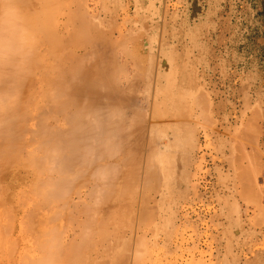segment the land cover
<instances>
[{"label": "rangeland", "instance_id": "374dc122", "mask_svg": "<svg viewBox=\"0 0 264 264\" xmlns=\"http://www.w3.org/2000/svg\"><path fill=\"white\" fill-rule=\"evenodd\" d=\"M33 3L35 6L38 4L37 7H33L36 10H42L43 7L46 10V8L51 7L52 12L50 9L48 10L50 14L44 12L41 20L46 21L45 19H47L48 24L51 21L49 19H52L51 22L54 23H51V25H56L57 30L62 31L60 32L58 30V33H63L65 36L63 37L61 34L63 38L62 42H64L68 34H70V38L74 35V33L71 34L69 31L71 29V32L76 30L75 24H79V19L81 20L85 17L88 20L90 17L89 20L96 21V24L100 22L97 25L99 26V30L103 27L101 31L105 36L112 35L110 40H114L113 45L110 43L108 45L107 41L109 42V39H106L108 36L104 38L103 35V41L102 38L101 40H95L98 33L93 32L92 27H77L78 33L76 31L75 37L73 36L76 40L71 38V41L75 42L76 45H80H77V48H74V46L72 48L71 44L74 45L75 43L69 41L70 38L68 39V36L65 39V43L63 44L61 42L60 44L65 45L68 41L67 43L70 45V48L67 44L65 45L67 48L60 45L59 52L61 49H67L66 52L70 49L72 51L75 49L74 51L77 53H84L82 55H85L87 52L91 53L90 47L95 45L93 47V52L95 53H91L94 55V58H90L92 57L91 54L89 58H87L88 54L85 55L88 61L95 58L97 61L100 60L99 62L102 60L105 65L107 64L106 67L104 66L105 69H108L107 71H120V75H122L120 77H124L127 74L125 77L127 79H130V77L133 79L134 77L133 81L137 80V84L140 87L139 89L136 88L137 92L138 90L143 92L139 93V91L138 96L136 95L137 98L136 96L135 98L139 101L143 100L145 103L143 101L140 102L141 104L136 102L138 106L143 104L144 106L140 107H145L146 102L150 101L148 103L151 104H147L146 107L149 108H146V110L151 115V111H154L152 110L155 105L154 103L157 101L155 105L157 108L159 98L161 97L163 99L164 96L161 92L168 88L166 91L169 90L170 94L167 92V95L171 96L168 97L166 92H164L166 98L163 99V101L168 100L166 101L167 106L162 101L159 102L158 107L160 109L163 107L162 110L167 108L165 110H169L168 113L171 111L172 115L169 114L166 116L163 111L162 113L165 116L162 113L158 115V118L160 115L165 117L162 119L160 116V119H162L160 121L163 122V124L159 122V126L161 124L160 129L166 128L168 124L167 130L161 129L162 133L173 134V130L175 129L174 131L177 133H174L179 136V139H182L186 133L190 136V141H192L187 152L181 142L177 140L175 142L173 139L171 143L169 142L172 134L170 136L168 134L164 135L160 139V147L165 150V153L170 147L169 156L167 154L164 156L175 159V161H169V164L174 162V167L171 171L169 170L170 172L167 176L170 177V179L168 178L169 180H172L171 188L169 190L166 189L164 184L165 180L161 173L159 174L161 179L159 178L160 184L159 182L157 184L158 186L160 185L157 193H154L158 189L157 182H154V185H151V187L149 185L142 186V180L140 183L142 187H140L145 190L139 187L132 216H130L129 210L125 209L123 203L126 202H121L122 206L120 209L122 210L124 208L125 210L124 212H120L119 210V213L123 212L124 214H122V217L121 214H117L118 212L114 215L112 214L113 216L111 215V217L107 218L109 219L107 222H110V224L108 223L109 225L104 222V227L101 226L98 231L96 228L95 232L97 231L98 233L100 231L98 238L103 235L105 236L107 229L110 231L114 229L113 232L116 234V237L117 235L118 237L121 235L125 236L124 234L127 232L125 238L127 237L130 240L128 243V253L131 256L129 264H264V8L262 6V0H33ZM2 11H10L9 6L7 11L6 9H2ZM74 11H76L75 14H73ZM45 14L46 16H44ZM84 14H87L88 17ZM67 15H70L71 17H69L73 20L78 19L79 15L80 17L83 15V17L77 21H73L69 17H66ZM71 23H73L74 28H72L73 25ZM65 24L68 26L67 29H65ZM56 27L53 26L52 28L56 29ZM64 29L69 31L63 32ZM81 30L85 31L82 32ZM85 32L90 33L91 37L94 36L92 38L94 42L91 41V37H89L90 40L88 39ZM82 34L84 35L82 36ZM24 35H21L20 40L17 42L27 41L26 39L21 40V38H24ZM30 35L32 36L31 33ZM34 36H36L35 38L39 37L37 34ZM118 36L124 39L126 37V39L123 40ZM88 42L92 43L93 46L92 44L88 45ZM105 45L107 48H103L102 52L101 47H105ZM42 48L44 50L46 48L47 51H44ZM49 48L51 49L49 43L47 45L39 43L37 48L39 51L37 49L34 51L39 56L41 55L40 57L38 56L39 58L44 57L45 54L46 56L42 58L44 60L46 58L49 59V61L47 59L45 61L46 63L48 61L50 64V62L53 63V58L50 57L52 54L48 51ZM94 48H97L99 51ZM110 49H113L112 51L115 55H118H116L117 58L112 54ZM130 54L131 56H136L132 58ZM48 55H50V58H48ZM98 55L99 60L96 57ZM113 56L116 60L120 58V61L118 60L116 62ZM51 58L52 61L50 60ZM113 60H115L114 65L112 64L114 62ZM137 63H141V66L144 65V67H141L143 69L140 70L139 74L141 73V75L139 76L137 74L138 71H136L137 69H135V66H138ZM108 65H113L112 67L116 66L117 70L118 68L122 70H113L114 68L111 66L110 68ZM127 70L128 73L125 72ZM133 70L137 74L136 77L133 75ZM142 72L148 73L147 76L150 78V82L155 81L157 78L161 82L157 79L154 83L150 84L146 82L145 85L144 82L149 79ZM140 76L147 78L145 80L144 77L142 78ZM168 84L172 85L169 86ZM124 85H127V83H124ZM158 85L160 88L157 87ZM160 85L166 86L167 88L162 89ZM154 87L157 90H161V92L158 91L161 95L156 92ZM145 90L149 92L151 97L149 95L147 96L150 99L145 97ZM153 92H156L160 96L157 95V100L154 101L152 99L156 95ZM171 105H176V108L172 110ZM149 109L150 111H148ZM160 109L158 111L156 110L157 114L161 112ZM144 110L141 111L140 108L141 112ZM147 112H144L145 114L143 115L145 116L142 119L145 122L147 121L145 118H148V121L145 123H150V121L154 123L157 117L155 119L153 118V120L151 118L149 119L151 115L147 117ZM153 116L155 115L153 114ZM169 117H171L170 119L172 121L169 120ZM170 126L171 128L173 126L171 131ZM145 139L144 144L146 145H144L142 151L147 152L146 148L150 151L148 147L149 134H146ZM147 141L148 143H146ZM164 147L167 148L165 149ZM28 150L31 151L34 149H30L29 147ZM143 155L145 158L146 153L144 154L143 152ZM27 158H24L25 161H23L24 159L21 160L18 167L12 170L15 174L19 173V179L5 182L2 177L0 178L1 184L4 183L2 187H6H4V190L7 189V185L9 186L8 191L6 190L7 192L2 190V187L0 188V199L4 196V200L2 198L3 201L0 202V212L2 213L3 210L2 216L0 214V264H33L31 260L34 259L36 261L40 256L42 259L44 257H42V254L48 251L44 252L43 250V253L41 250L39 253L41 254L42 252V254L39 256L38 251L40 246L37 245L39 249L38 247L35 248L36 244L34 242L41 245L40 243L45 242L46 239H50L48 237L54 236L53 232L55 231L53 230H56L54 228H57L60 232L62 231L63 234L66 232V236L68 231L73 230L76 234L80 235H77L80 239L81 234H83L81 232H85L87 229L82 225L83 221L81 219L87 221V217L82 211L74 212L76 217L72 214L73 219L74 217L77 218L74 219L73 223L71 222L73 219L65 218V216H68L59 213L63 217L61 216L59 218V216H56L58 217L56 218L54 216L53 219H50L53 220V222L51 221L52 224H49L46 218L47 220L48 218H52L50 216L53 211L48 212L50 210L46 206L41 207L43 206L42 204H40V207L46 208L47 211L46 209L44 211V209H39L38 207L39 211L35 209V202L36 206H38L37 199L42 198L40 200L46 201V198L44 197V192H40L43 196L38 194L39 192L36 193L40 188L37 189L38 187H34L35 189H32V187L35 185V178H43L40 174H43V176L49 174L46 173L49 171V166L47 165V167L46 164H43L45 167L43 165L41 167L32 166L31 163L26 162ZM144 162L145 159L141 164V168L146 163ZM152 162L151 164H154L156 168V163ZM33 167H37L43 172L38 171V174L37 169L35 168V170ZM157 171H160V169L158 168ZM148 188H152V191ZM3 191L5 193H2ZM24 194H30L31 197L36 196V201L31 200L33 202L31 203L29 201L30 199H28L31 197L28 196L27 198ZM146 194L147 196H145ZM141 195L146 197L144 201H147L148 198V202H145L146 204L144 203V207L149 205L148 207L152 208L154 205V211L152 209L150 211L155 212L156 215L152 213V218L149 215V213L151 214L149 208H147L149 212L145 208L147 215L144 219L149 218L143 221L144 223L141 221L140 224L141 219H138L140 217L138 216V207L143 204V199L140 198ZM149 198L151 199L149 200ZM93 203L98 206L97 201ZM26 205L29 206L27 207ZM31 207L35 208L32 209ZM29 208L34 210V213L36 210V213L40 212L39 214L37 213L38 215L34 214L31 217L32 220L28 217L30 216V212L31 214L33 213ZM92 208L96 210L95 206ZM99 208L97 207V209ZM126 208H128V204ZM93 212L89 215L90 219L96 216L94 214H98L96 213L98 211L94 214ZM127 212L130 215H127ZM99 214L96 218H101ZM54 218H56V221ZM67 219L69 221L71 220V224L68 223L69 221H66ZM130 220L131 222H129ZM76 221H82L78 222L81 224L78 225L80 227L77 226L78 228L76 227L78 224H76ZM44 222L49 227L47 224L45 226ZM63 223L68 226V229H65V225L63 228ZM138 224H140V228ZM52 225L57 227L51 229ZM72 226H75V229H72ZM22 227H24L23 230L21 229ZM79 228L85 230L80 231ZM105 228L106 231H104ZM50 230L53 231V234L45 237ZM45 232L47 234L44 236ZM71 235H74V233L70 232L67 239L63 241L65 245H67L66 240L68 243L71 240L68 237L73 238ZM96 235L94 234V236ZM138 235L140 238H138ZM44 237L46 238L45 240ZM63 237L66 238L65 235L60 236L62 239ZM52 238L57 237L54 236ZM25 239L28 241H25ZM56 241H54L53 245ZM80 241L78 240L77 242L79 243ZM46 242L49 244L48 241ZM63 242L61 243L62 245L64 244ZM49 246L47 247L48 249ZM4 249H7V253H5L6 251ZM23 252L27 255L23 254ZM38 262H40L39 259ZM51 262L53 263V261ZM57 262V264H60L62 260L59 259ZM63 262L66 263L67 261ZM34 264H46V260H42L41 263L34 262ZM49 264L51 263L49 262Z\"/></svg>", "mask_w": 264, "mask_h": 264}, {"label": "bare ground", "instance_id": "6f19581e", "mask_svg": "<svg viewBox=\"0 0 264 264\" xmlns=\"http://www.w3.org/2000/svg\"><path fill=\"white\" fill-rule=\"evenodd\" d=\"M36 3H38V2H36ZM112 3H114V2L112 1ZM52 4H54V3H52ZM36 5L38 6V4H36ZM8 6L10 8V11L3 12L2 9H6V11H7ZM34 6H35V4L33 3V0H0V178L2 177L3 180H5V182L9 181V180L12 181L14 179H19L20 178L19 173L15 174L12 172V170L14 168L18 167L20 161L23 160L24 158H27V157L29 159L27 158L26 162H28L29 164L31 163L32 166L34 165L37 167H41L43 164L44 165L46 164V166L47 165L49 166V171L46 172V170L45 169L44 170L46 173H49V174H46L44 172L47 176L46 175L43 176V174H40L43 177L42 179L41 178H39V179L35 178L36 181L37 180L38 181L37 182L33 181L35 183V185L32 187V189L34 187L35 188L38 187L37 189L40 188L39 190L36 189L37 190L36 193L39 192L38 194H41L44 192L43 194H44V197L46 198L47 202L45 200L44 201L40 200L42 198H38L37 199L38 206H36V202H35L36 196L31 197L30 196L31 193L27 194V195L24 194V195H26L27 198H28V196L31 197V198H28V199H30L29 201L34 200V202H35L34 204L36 207V208L35 207L34 208L38 210V208L44 209L41 207L46 206V208L48 210H50L48 212L53 211L51 213V216L49 215L52 218H48V220H47V218L45 216L46 221L49 224L51 223V221L53 222V220H50V219H53L54 216L55 217L59 216V218H60L61 216L63 217V215H67L68 217L65 216V218L73 219L72 214L75 216L74 212H77V211H82L84 213V215H86V217H87L86 218L87 221L84 219H81L83 222L82 221H76V224L78 222H82L83 223L82 225L84 227H86L88 230L90 229V231H88L86 229V231H88V232H86V231L84 232L82 230H85V229L81 230V228H79L80 231H82L81 233H83V234H81V239H80V238H78L80 235L76 234L72 230V229H75L74 228L75 226L74 227L72 226V229H71L72 231H70V232H73L74 235H71V237L73 236V238L68 237V239H71V240H69L70 241L69 243L66 240L67 245H65V242H63V241L65 239H67V236L70 233L69 231L67 232L68 234L66 236V234H65L66 232H64V234H63L62 231L60 232L57 230V228H54L57 226H53V225H52L51 229H53V228L56 229V230H53L55 232L57 231L56 233L50 230L48 235H46L47 234L46 232H48L46 230V232L44 234V236L46 235L45 237L49 236V234L51 235L54 233V236L57 237L59 239V241H62L64 244L62 245L61 244L62 242L59 243L57 238L53 239L52 237H54V236L48 237L50 239H46L44 237V240L45 239L46 240H45V242H42L43 244L40 243L41 245L34 242L36 244L35 248L40 246V249L38 247L39 251L37 250L38 253L41 250H42V252H43V250H44V252L45 251H48V252L47 253L43 252L44 254H42V252H41L42 257L43 256L47 257V258L43 257L42 259L40 258L41 254L37 253L40 257L37 258V256H36V258H37L36 261L34 259L31 260L33 262V264H34V262L41 263L42 260L43 261L46 260V264H49V262L51 264H57L58 263L57 261L59 259L62 260L63 264H68V262H69V264H129L131 256L128 253V249H129L128 243L130 240L127 237L125 238L127 232L124 234L125 236L121 235L118 237V235H117V237H116V234L113 232L114 229L111 231L109 229H107V232L105 233L106 235L105 236L103 235L100 238H98V233H100V231L98 233H97V231H98V229H100L101 226L104 227L105 223L110 224L109 221L107 222V220H109L107 218L111 217L112 214L114 215L115 213L118 212L117 214H119V215L121 214V217H122V214H124L123 213L124 210L128 209L131 215L128 212H127L128 213L127 215L132 216V214L134 212V204L136 203L137 195L139 193V187L141 186L140 183L142 180H143V183H141L142 186L149 185L151 187V185L152 186L154 185L153 184L154 182L155 183L157 182L156 185L158 184V182L160 184V180H159L160 175L159 174L161 173L163 179L165 180L164 184L166 186V189L169 190L171 188L170 186H171L172 180H169L170 177H167V176H168L169 172L173 169L174 162L173 163L171 162V164H169L170 163L169 161H172V160L175 161V159L174 158L171 159L167 156H164L165 154H167V155L170 154V150H169L170 147L169 146L165 145V146L169 147L168 148L169 151L167 150L166 153H165V150L160 147V141H161L160 139H162V137L164 135L168 134L167 132H166L167 134L162 133L161 129H163V130L166 128L168 129V124H167L166 128L164 126H162L164 128L160 129L161 124L159 126V122L161 123L162 121H160V120L165 118L164 117L165 115H164V113H162V111L165 112L166 116L169 114L172 115V113H171V111L168 113L169 110H165L167 108L162 110L163 107H162L161 103H160V105L162 108L160 109V107H158L159 102H162L163 99L166 98L164 92H166V95H167V92L170 94V91L169 90L166 91L168 88L166 86H163V85H162L163 87L160 85L162 89L167 88L166 90L164 89L165 91H162L163 93L161 92V90H157L154 87L156 92L160 91L161 94H163L164 96L162 99L159 96V95H161V94H159V92H158L159 95L156 94V92H153V93H155L156 97H153L154 99H152V100L153 101L157 100L156 99L157 95L161 98V100L158 97L159 101L157 104V108L155 106L157 101L155 103L153 102L155 104L154 106L151 105V106H153V109L151 107H150V109L154 110V111H151L152 115L153 114L155 115L152 117L151 113L148 114L149 112H147V110H146L147 104H149V105L151 104V103H148L150 101L147 100L148 102H146L145 107H140V106H144L143 104L138 106V104L143 101V100L139 101L136 99L138 96L137 94L140 91V90H138V92H137L136 88L139 89L140 87L138 86L139 84H137L138 83L137 80L133 81V79H134L133 76H132L133 79L130 77V75H129L130 79L125 78L127 76V74L125 72L128 73V70L124 72V74H126L125 76L122 73L124 77H120V76H122V75H120L121 74L120 71H119L120 73L116 72V71L115 72L114 71H112V72L107 71L108 69L107 68L105 69L107 64L105 65L102 60H101V62H99L100 61L98 58L99 55L96 56L99 61H97L95 58V59H93L94 61L89 60V61H91V62H89L87 58H89V56L92 55L91 53H95V52H93L94 51L93 47H95V45L93 46V44L89 43V42H88V45L92 44L93 47L89 46L91 53L87 52V54H88L87 58L85 56L87 54L82 55L84 53H79V52L77 53L76 51H74L75 49L73 50L74 52L72 51V49H70L68 51V52L72 51L71 53L66 52L67 49H65V50L61 49L62 51L60 50V52H59V49L61 48L59 46L62 45L60 43L63 41L61 34L63 35V33L59 34L58 32L60 30L59 29H58L59 31L57 30L56 25H51V23L52 24L54 23V22H51L52 19H49V20H51L48 23V24H50L49 26L47 24V19H45V17H44V19L46 21H44L42 19L43 20V22H42V20H41L44 12H46V14H50V11L52 12L51 7H49L47 5V7H49V8H46V10H47L46 11L43 9L44 7L42 8V10H39V9L36 10L35 8L33 9ZM37 6H35V7H37ZM54 6H53V8H54ZM81 6H83V5H81ZM49 9H50V11H48ZM104 10H105V8H104ZM75 12L76 11H74L73 14H75ZM91 13H92V11H91ZM46 14L44 16H46ZM67 14H68V12H67ZM84 15L88 17L87 14H84ZM69 16L70 15H67L66 17H69ZM51 17H48V18H51ZM82 17H83V15L81 17L79 15V18H82ZM71 19L72 18H70V20ZM78 19H74V20L77 21ZM84 19H85V21H84ZM89 19H90V17H89ZM89 19L87 20L85 17L82 18L81 20L79 19L78 20L79 24H77V23H76L77 25L75 24L76 30H74V32H71L72 29L70 31L65 30L68 28V26H66V24H65L64 26H66V28L63 30V32L69 31V33H71V34L74 33V35H75L76 31L78 33L77 27H79V28L92 27L91 29H93V32L98 33L96 35L95 40H98V39L101 40V38H102V41H103V39L108 36V38H106V39H109V42L107 41L108 45H109V43L111 45H113L114 40L111 39L112 42H110L111 41L110 38L112 37V35L111 36H109V35L105 36L101 31L103 29L102 25H101L102 29L99 30V26H97L98 23H100V22H98L99 20L97 21L98 23L96 24V21L93 22ZM94 20H96V19H94ZM44 22H46V23H44ZM73 23H71V25H73ZM58 24H60V23H58ZM53 26H55L56 29L52 28ZM72 28H74V25ZM81 31L83 32L85 30H81ZM60 32H62V31H60ZM88 32H90V31H88ZM23 33L25 35L27 34L26 36L28 38ZM30 33L32 34V36L30 35ZM95 33H94V35H95ZM104 33H107V32H104ZM36 34H37V36H39L38 37L39 40H38V38H35L36 36H34V35H36ZM85 34H87L88 39L90 40V38H89V37H91L90 33L85 32ZM91 34H93V33H91ZM21 35H24V38L23 39L21 38V40L26 39L27 41L28 40H30V41H28V43H26L27 41L17 42L18 40H20L19 38L21 37ZM69 35L70 34H68V36ZM74 35L71 36L72 39L75 37ZM76 35H78V34H76ZM83 35L84 34H82V36ZM103 35H104V38L102 37ZM30 37H32V38L30 39ZM63 37H65V36L63 35ZM67 37L65 39H67ZM118 37H121V36H118ZM69 38H70V36L68 37V39ZM71 38L69 41H71ZM92 38H94V36L91 37V41H92ZM121 38L123 40L126 39V37H125V39L123 37H121ZM65 39H64V42H62L63 44L65 43ZM88 39H86V40L88 41ZM117 40H118V38H117ZM83 41L87 42L85 40H83ZM102 41H100V42H102ZM67 42H66V44L70 48V45ZM92 42H94V39ZM116 42H118V41H116ZM119 42H120V39H119ZM39 43H41V44L43 43L45 45H47L49 43L51 45V49L49 48L48 51L51 52L52 55L51 56L48 55V58L52 57L53 61H52V58L50 60L53 63L50 62V64H49L48 63L49 59H47V58L46 59L48 61L46 63V61H45L46 59L45 60L43 59L46 55L44 54V57L43 56H42L43 58L41 57L43 59L42 60L41 58H39L41 55L39 56V54L34 51L38 48ZM72 43H75V42H72ZM22 44H25V45H22ZM65 45H62V46L67 48ZM71 45H72V48H73V46H74V48H77L78 44L76 45V43H75L74 45L73 44H71ZM40 47H41V45H40ZM48 47H50V46H48ZM109 47H112V46H109ZM78 48L81 49L80 47H78ZM91 48H92V50H91ZM98 48H99V46H98ZM101 48H102V52H103V48H107V46L105 45V47H101ZM42 49L44 50V48H42ZM113 49H114V47H113ZM45 50L47 51L46 48H45ZM95 50H98V49L96 48ZM112 50H111L112 54H114V56L117 58L118 55L116 54L117 55L116 56ZM32 51L34 52V54ZM132 51H129V52H132ZM28 52L30 53V55ZM35 53H36V55H35ZM45 53H47V52H45ZM126 55H127V53H126ZM36 56L37 57L39 56V57L37 58ZM130 56H131V54H130ZM134 56H136V55H134ZM134 56H131V57L133 58ZM115 57H114V59H115ZM90 58L91 59L94 58V55H92V57H90ZM86 59H87V61H85ZM135 59H136V57H135ZM108 60H109V58H108ZM115 60H113L114 62L112 61L113 65L115 63ZM118 60L120 61V58ZM118 60H116V62ZM132 61H133V59H132ZM141 63H143V62H141ZM110 64H111V61H110ZM137 64H138V66L140 65L139 63H137ZM113 65H108V67H110V66L112 67ZM138 66L136 65L135 66L136 68L135 67L134 68L137 69L136 71H138V73L137 72L136 73L139 76V75H141V73L139 74L140 70L143 69L141 67H144V65L143 66L140 65L139 68H138ZM112 68H114L113 70H117L116 66H114ZM121 68H123V67H121ZM118 70H122V69L118 68ZM142 73H143V75L146 74L145 76H147V74H148L147 72L146 73L142 72ZM137 74H135V71H134L133 75L135 77ZM140 77H142V76H140ZM146 78H145V80H146ZM147 79H149V80H147L145 82L143 81L145 85H146V82L150 83V84L154 83L155 81H157L158 78L157 79L155 78L156 80L153 82L152 81L150 82L149 77ZM158 81L161 82V80H159V79H158ZM124 83H127V85H124ZM150 84H149V86H150ZM168 85L171 86L172 84L171 85L168 84ZM136 86H138V87H136ZM144 87H146V86H144ZM157 87H159V85ZM144 89H146V88H144ZM149 91H150V89H149ZM145 92H146L145 97H147V99H150L149 97H151V96L149 95V92H147L146 90H145ZM139 93H143V92L140 91ZM147 95H149V97ZM135 96H136V98H135ZM167 96L170 97L171 95L170 96L167 95ZM136 101L138 102V104ZM166 101H168V100L166 99L165 101H163L165 103V105H166ZM166 106H164V107H166ZM138 107L141 108V111L144 109L146 111L144 110L143 112H141L140 108H138ZM170 107L173 110L174 108H176V105H171ZM158 108L161 110V112H158V114H157L156 110L158 111L159 110ZM150 109L148 111H150ZM144 112H147L146 113V114H148V115H146L147 117L149 115H151V117H149V119L151 118L153 120V118L155 119L157 117L158 120L157 119L154 120V123L152 121H150V123H152V124L148 125L150 123H145L148 121V118H145V120L147 119V121H145V122L142 119V117L145 116V115H143V114H145ZM161 113L164 115L163 117L160 115L162 117V119H160V116L158 118V115ZM170 118L171 117H169V120H171ZM169 120H168V122H169ZM185 120H187V119H185ZM155 121H157V122L155 123ZM171 121H170V124H171ZM162 124H163V122H162ZM164 124H165V122H164ZM169 128L171 131L173 126H172V128H171V126ZM174 130H173V134L172 133L168 134L169 136L172 134L171 139H169V142L171 143L172 139H173V141L177 140V141L181 142L182 146L185 147V149L188 152L189 148L191 146L190 143H192V141H190V139H191L190 136L185 133V135L182 137V139H179V136L176 135L177 132ZM147 131H148V133H147ZM174 132H176V133H174ZM179 133H180V130H179ZM146 134H149V144H148L149 146L148 147H149L150 151L146 148L148 153L145 151H142L144 145H146V144H144L145 143L144 141L146 140L145 139ZM177 141H175V142H177ZM146 143H148V141ZM29 147H30V149H34V150L29 151L28 150ZM143 152H144V154L146 153L145 158H144ZM144 159H145L146 163L144 162L145 164L143 163L144 165L141 168V164L144 161ZM169 159H171V160H169ZM23 161H25V159ZM151 162L156 163V168L154 167V164L153 165L151 164ZM29 167H31V166H29ZM37 167H35L37 169V173H38V171L43 172L42 170L38 169ZM35 168L33 167V169H35ZM158 168L160 169V171H157ZM40 175H38V176H40ZM31 177H33V176H31ZM172 177H173V175H172ZM31 183H32V181H31ZM3 184H1V181H0V188L3 186ZM159 186H158L157 191L154 193L158 192ZM4 187H2L1 189L4 190ZM8 188H9V186L7 185V189H5L4 191H6V190L8 191ZM25 188H26V186H25ZM152 188H148V189H150L152 191ZM26 189L28 190V188H26ZM154 189H153V191H154ZM142 190H145V189L143 188ZM150 190H149V194H150ZM4 191L2 193H5ZM33 192H34V190H33ZM38 194H36V195H38ZM43 194H41V195L43 196ZM147 194L145 196H147ZM0 196H1V192H0ZM141 196H140V198L143 199V201H142L143 204L138 207V209H139L138 210V216H140L138 219L139 220L141 219L140 224H141V221H142V223H144L143 221H145L146 219L148 220V218H149V217H147L144 219V217H146V215H147L146 214L148 211L147 208H149L148 207L149 205L148 206L146 205L147 207H144V203L148 202V198H147V201H144V198L146 200V197L145 196L141 197ZM2 198L0 199V202L4 200V198H3V200H2ZM33 198H35V199H33ZM28 199H27V201H28ZM141 199H140V202H141ZM150 199L151 198H149V200ZM38 200H40V201L38 202ZM41 201L44 203H42ZM91 201H93V202L97 201L98 206L93 202L91 203ZM124 201L126 203H123ZM121 202L125 205V209L124 208L122 210L120 209L122 206ZM137 202H139V201H137ZM31 203H33V202L31 201ZM40 204H42L43 206L40 207ZM92 204H93V206H92ZM127 204H128V208H126ZM124 205H123V207H124ZM91 206L92 207L95 206L96 210L93 209ZM153 206H152V208L151 207L149 208V211L151 209L154 211ZM97 207L98 208L100 207V208L97 209ZM9 208H11V207L9 206ZM34 208H32V209H34ZM145 208L147 209V211ZM45 209H44V211H45ZM47 209H46V211H47ZM119 210H120V212L121 211H123V212L119 213ZM30 211H33V213H32L33 215L30 212V216H28L30 218L33 217L34 214L36 215L37 213L38 214L40 213V212L36 213V211L34 213V210H31V209H30ZM92 211H94L93 214L96 211H98V212H96L98 214L101 212L102 216H100L101 214H99V217H101V218H96L98 216V214H94V215H96V216H94L96 219L94 217L92 219H90L89 215L92 213ZM145 211H146V213H145ZM42 212H43V210H42ZM2 213H3V210H2ZM2 213L0 212L1 216H2ZM45 213L47 214V212H45ZM59 213L63 214V215L60 216ZM83 213H82V215H83ZM152 213L154 215L155 212H151V214L149 213V215L151 217L153 216ZM8 214H10V213H8ZM52 214H54V215H52ZM155 215H156V213H155ZM3 216H5V215H3ZM9 216H11V215H9ZM49 216H47V217H49ZM5 217H2V218H5ZM75 217H74V219H77ZM151 217H150V219H151ZM30 218H28V219H30ZM56 218H58V217H56ZM56 218H54L55 221H56ZM68 219L66 220L67 222L69 221ZM74 219L72 221L71 220L70 221L73 223ZM31 220H32V218H31ZM49 220H50V222H49ZM62 220H65V219H62ZM2 221H3V219H2ZM20 221H19V223H21ZM70 221L68 223L71 224ZM10 222H12V221H10ZM111 222H114V221H111ZM129 222H131V220ZM7 223H6V226H7ZM47 223H45V226ZM64 223H65V221H64ZM64 223L62 224L63 228L65 225ZM68 223H67V225H68ZM79 224L80 223H78L76 225V227ZM140 224H138L139 228H140V226H139ZM3 225H4V223H3ZM10 225H9V227H10ZM31 225H35V224H31ZM47 226H48V224H47ZM83 226H81V227L83 228ZM78 227H80V226H78ZM23 228L24 227H22L21 229L23 230ZM96 228H97V231L95 232ZM65 229H68V226H66ZM103 230H102V232L106 231V228L104 231ZM94 234H97V235L94 236ZM63 235H65L66 238H64V237H63V239L60 238V236L62 237ZM77 235H79V236L77 237ZM25 236H26V234H25ZM1 238H2V236H1ZM77 238L79 241L81 240L79 243L77 242L78 241ZM138 238H140L139 235H138ZM22 240L24 241V239H22ZM26 240L27 239H25V241ZM50 240L51 241L53 240V241L51 242ZM46 241H48L49 244ZM54 241H56L55 244H57V245L54 244L55 247H53ZM5 243H7V242H5ZM59 244H61L62 246ZM45 245L46 246L47 245L48 246L53 245V246L52 247L49 246V249H48L47 248L48 246L46 247ZM44 246L47 249H45ZM57 246H58V248H57ZM51 248H53V249H51ZM25 249H27V248H25ZM5 253H7V251ZM26 253L23 252V254H26ZM29 257H31V256H29ZM38 259L40 262H38ZM51 261H53V263ZM63 261H67V262L64 263ZM135 261H136V258H135ZM62 263L60 262V264H62Z\"/></svg>", "mask_w": 264, "mask_h": 264}, {"label": "crops", "instance_id": "0c3cea01", "mask_svg": "<svg viewBox=\"0 0 264 264\" xmlns=\"http://www.w3.org/2000/svg\"><path fill=\"white\" fill-rule=\"evenodd\" d=\"M262 6H263V8H264V0H262Z\"/></svg>", "mask_w": 264, "mask_h": 264}]
</instances>
